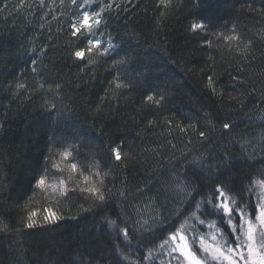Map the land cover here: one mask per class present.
I'll return each instance as SVG.
<instances>
[{
    "label": "snow or ice",
    "instance_id": "1",
    "mask_svg": "<svg viewBox=\"0 0 264 264\" xmlns=\"http://www.w3.org/2000/svg\"><path fill=\"white\" fill-rule=\"evenodd\" d=\"M255 2L251 0L246 9H241L254 19L252 27L246 25L241 28L235 22L231 27L227 24L215 26L205 17L190 14L192 18L185 30L196 39L197 49L207 52L212 72L206 76L204 86L212 95L223 99L225 85L221 78L227 75L229 103L241 112L249 102L254 101L259 105V115L244 112L239 118L241 122H247L246 127L260 123L259 141L249 139L246 135H240L236 140L229 139L219 163L209 162L203 153L188 159L192 151L188 148L192 144L191 137L195 136L204 144L210 142L216 129L207 115V130H201L199 123L191 120L187 126L176 125L182 135L190 136L184 149L169 142L168 156H164L159 149L153 152L156 162L151 175L146 183L135 189L140 199L133 198L128 204L131 211H124L122 204L114 200L113 196L119 173L137 162L138 154L132 145L123 136L97 144L94 137L82 130L62 133L59 139L53 136L49 140L47 152L43 154V165L30 182L31 195L25 192L17 197L23 199L28 196L18 226L13 229L10 217L4 219L8 213H0V234H23L59 225L66 218L60 205L74 194L80 201L79 210L77 216L70 218L86 219L89 214L100 215V230L106 232L110 241L104 246L94 244L83 248L86 255L79 256L78 264H264V168L255 169V164L248 162L254 161L257 155L264 161V88L260 90L259 97L256 96L255 88L248 92L240 91L248 84L244 73L258 60H264V51L257 57L253 50L258 42L264 40V0H258L259 7L252 6ZM198 3L199 0H196L193 7H197ZM175 6L176 0H155L158 12L155 27L158 32L167 27ZM139 7L140 4L134 0H59L58 5L56 0H18L11 6L10 0H0V15L7 12L3 16L7 20L25 9H35L42 13L43 21L48 16L55 20L57 8L60 10V15L66 17V23L58 31L68 36L67 54L71 66L79 67L75 81H69V86L79 89L82 83L87 87L89 81L84 77L95 79L94 73L89 74V69H95L102 60H111V79L93 109L91 127L96 130L95 118L104 106L112 104L118 108L120 98L133 90L134 82L143 75L139 69L133 68L135 57L130 53L120 55L124 39L121 38L120 43H117L116 38L107 31L113 16L119 18L123 14L127 17L128 13L135 12ZM44 27V23L39 25L40 29ZM124 35L128 40L135 38L136 43H140L135 32H125ZM47 47L45 44L39 49L33 47L29 50L35 57L31 59L30 66L34 76H43L39 65L43 63L41 57L47 54ZM160 51L168 55L166 47H160ZM217 55L220 57L219 64ZM171 63L176 62L173 60ZM217 67H226V70L216 73ZM64 87L63 79L54 82L41 79L33 87L23 80L21 73L20 77L6 86L5 92L9 94L10 101L24 97L25 101L30 102L33 95L42 91L44 97L39 106L42 114L59 122L65 120V114L70 116L74 112L73 108L64 104ZM154 87H149L143 94L142 103L145 107L159 110L166 102V90L157 92ZM165 123L169 129L172 128L171 119L166 118ZM215 123L220 125L222 136H229L237 120H229L227 114L217 109ZM157 126V121L147 120L146 127ZM98 131L104 135L103 129ZM81 149L87 150V156L84 157L88 160L87 166L80 159ZM237 151L243 158L242 162L250 170H255L256 175H245L241 180L234 176L231 183L224 182L222 178L238 168ZM177 152L179 155H176ZM205 170L208 175H205ZM165 171L169 178L165 189L169 196L166 199L171 198L176 202V198H180V210L171 217L164 216V205L159 202V193H152V189L157 187L153 177H159ZM190 175L199 177L201 183L194 185ZM2 183L7 184V181ZM122 185L119 190L120 201L132 195L126 180L122 181ZM12 191L8 189V194L4 195L3 189H0L5 209L8 204L16 203ZM37 197L45 203L30 207L34 200L40 203ZM104 209L112 211L105 215ZM134 240L137 241L135 245ZM133 252L137 253L135 258ZM64 264L76 262L64 261Z\"/></svg>",
    "mask_w": 264,
    "mask_h": 264
},
{
    "label": "trees",
    "instance_id": "2",
    "mask_svg": "<svg viewBox=\"0 0 264 264\" xmlns=\"http://www.w3.org/2000/svg\"><path fill=\"white\" fill-rule=\"evenodd\" d=\"M17 2L18 0H10V6ZM56 2L58 5L59 0ZM134 2H138L140 7L135 12L128 13L127 17L123 14L119 18L113 16L107 31L116 38L117 43H120L121 38L124 39L120 55L130 53L135 57L133 68L139 69L143 75L134 82L133 90L120 98L118 108L112 104L104 106L103 111L95 118L96 130L91 127L93 109L99 95L111 79L109 75L111 60H102L95 69H89V74L94 73L95 79L85 76L84 79L89 81L87 87L82 83L79 89L69 86V81H75L79 67L71 66L72 62L67 54L68 36L58 31L66 23V17L60 15V10L57 8L55 20L48 16L42 21V13L35 9L32 11L25 9L7 20L3 19L7 12L0 15V189H3L4 195L8 194V189H12V197L16 200V203L8 204L5 209L3 207L5 201L0 197V213L5 211L8 213L4 219L10 217L13 229L18 226V221L24 214L25 201L31 195L30 182L38 175V170L43 165V154L47 152L49 140L53 136L59 139L62 133L70 134L74 130H82L94 137L97 144L123 136L132 145L138 154L137 162L119 173L113 196L114 200L122 204L124 211H131L128 204L133 198L140 199L135 194V189L146 183L151 175L156 162L153 152L159 149L164 156H168L169 142L184 149L185 142L190 136L182 135L176 125L187 126L191 120L199 123L201 130H207L209 127L205 120L207 115L216 129L210 142L204 144L195 136L191 137L192 144L188 145V148L192 151L188 159L203 153L209 162L219 163V158L225 154L223 149L229 139L236 140L240 135H246L249 139L255 138L259 141L260 123L246 127L247 122H241L239 119L244 112L259 115L257 111L259 105L254 101L249 102L241 112L234 104L229 103L227 75L221 78L225 85L223 99L212 95L204 86L206 76L212 72L209 68L211 62L207 61V52L198 50L196 39L190 37L185 30L192 18L190 14L205 17L215 26L227 24L231 27L235 22L241 28L246 25L252 27L254 19L247 12L241 11L248 7L251 0H199L195 8L193 4L196 0H176V6L170 13L171 19L161 32L155 27L158 15L155 0ZM252 6L259 7L258 0ZM41 23L45 24L43 29L39 28ZM125 32H135L140 43L137 44L135 38L128 40ZM45 44L48 45L47 54L41 57L43 63L39 65L43 76H34L30 66L31 59L35 57L29 50L33 47L39 49ZM160 47H166L168 55L161 52ZM253 50L259 57L264 51V40L258 42ZM173 60L176 63H171ZM216 61L219 64L218 55ZM225 70L226 67L215 68L216 73ZM21 73L23 80L33 87L41 79L50 82L63 79L64 104L74 109L73 114L70 116L65 114V120L59 122L43 115L39 107L44 97L42 91L33 95L30 102L25 101L24 97L10 101L5 88L20 77ZM244 75L248 79V84L240 88V91L248 92L255 88L256 96L259 97L260 90L264 88V60H258ZM152 86H155L154 90L157 92L166 90V102L159 110L145 107L142 103L143 94ZM217 109L227 114L229 120H237V125L229 136H222L220 125L215 123ZM166 118L173 121L171 129L165 123ZM148 119L157 121L159 126L146 127ZM100 129H103V136L99 134ZM86 156L87 150L81 149L80 159L87 166L88 160L84 158ZM236 156L239 161L238 168L227 173L222 178L224 182L231 183L234 176L241 180L245 175H256L255 170H250L242 162L243 158L239 151L236 152ZM248 162L254 163L255 169L264 168V161L259 155L254 161ZM212 172L214 174L215 169ZM205 175H208L207 170ZM190 179L194 185L201 183L199 177L190 175ZM4 180L7 184L2 183ZM125 180L127 187L132 189V195L120 201L119 190L123 187L122 181ZM153 180L157 187L152 189V193H159V202L164 205L162 209L164 216L171 217L180 210V198H176V202L171 198L166 199L169 196L165 190L169 183L167 171L159 177H153ZM25 192L28 196L17 199ZM36 199L40 203L37 204L34 200L30 207H39L45 203L42 198ZM79 203L74 194L69 200L62 201L60 207L64 210L66 218L57 226L30 230L23 234L16 232L0 234V261H3V264H56L57 261L59 264H64V261H74L78 264L79 256L86 255L82 251L83 248L94 244L104 246L109 243L106 232L100 230L102 219L100 215L89 214L86 219L70 218L77 216ZM110 211L112 210L104 209V214L107 215ZM106 227L105 225V229ZM136 243L134 240L133 244ZM132 255L135 258L137 253L133 252Z\"/></svg>",
    "mask_w": 264,
    "mask_h": 264
}]
</instances>
